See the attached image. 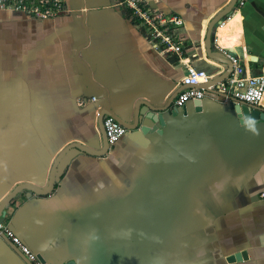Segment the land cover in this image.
<instances>
[{
  "label": "crops",
  "instance_id": "crops-1",
  "mask_svg": "<svg viewBox=\"0 0 264 264\" xmlns=\"http://www.w3.org/2000/svg\"><path fill=\"white\" fill-rule=\"evenodd\" d=\"M63 1L49 18L0 8V203L23 181L45 187L67 145L102 150L106 103L128 124L142 101L171 106L102 156L69 149L54 191L18 193L1 229L62 262L264 264V120L243 123L222 92L174 107L188 65L213 79L227 70L208 55L206 33L231 0H144L183 19L182 58L162 51L119 0ZM214 35V53L264 73V0H240ZM240 252L247 257L229 261ZM0 264L34 262L0 235Z\"/></svg>",
  "mask_w": 264,
  "mask_h": 264
},
{
  "label": "built area",
  "instance_id": "built-area-1",
  "mask_svg": "<svg viewBox=\"0 0 264 264\" xmlns=\"http://www.w3.org/2000/svg\"><path fill=\"white\" fill-rule=\"evenodd\" d=\"M118 3L134 10L135 15L146 27L156 45L166 53H176L180 58L183 56V42L175 32L177 26L183 24V19L177 15H165L162 11L154 9L144 0H119ZM63 0H0V8H9L27 13L36 18H49L58 15L64 10ZM233 62V70L230 75L218 84V90L227 93L230 98L243 101L252 105H259L264 99V73L248 74L245 72L241 59L230 54ZM212 74L196 65H188L180 85L183 87L174 100V107H184L190 99L205 98L207 92L201 85L210 83ZM210 88H215L210 86ZM93 97L91 101L95 102ZM104 127L109 143L114 144L129 130L110 115L104 117ZM264 199V192L260 195ZM0 227L3 225L0 223ZM4 232L11 238L26 257L34 264H50L40 259L30 247L17 236L10 228L5 227Z\"/></svg>",
  "mask_w": 264,
  "mask_h": 264
},
{
  "label": "water",
  "instance_id": "water-1",
  "mask_svg": "<svg viewBox=\"0 0 264 264\" xmlns=\"http://www.w3.org/2000/svg\"><path fill=\"white\" fill-rule=\"evenodd\" d=\"M239 3H240V0H231V2L228 5H226V7L224 9H222L219 13H217L213 17V19L210 21V23L208 25V29H207V33H206L207 53L210 57H212L218 61H221L223 63H226L228 65L227 70L221 76L216 77L215 79H212L210 81V83H206V84L201 85V87L205 88L207 95H210V96L217 97L220 95L221 92L218 90V84L220 82L224 81L233 70V63H232L231 59L222 57V56L217 55L216 53L213 52L212 44L215 40L214 30L216 27H218L220 25V23H222V21H224L226 19V17L230 16L233 13V11L238 7ZM232 55H234V54H232ZM210 86H214L215 88H210ZM231 99H232V103H230V104L240 114V117H241V120L243 123L251 124L258 119L264 120V107H261L258 105H252V104H249V103H246L243 101H238V100H235L234 98H231ZM171 102L172 101H170L165 106H156V105H154L148 101H142L135 108L134 120H133V123H130V124H128L127 121H125L118 113L111 110L109 107V104L106 103L105 109L99 113V119H98L99 127H100L101 134H102L103 149L100 151H96L89 146H86V145H83V144L77 143V142L71 143V144L67 145L66 147H64L52 162V165L49 169V176L47 179L48 183L45 187H43L44 186L43 184L45 181H42V182L39 181L36 183L30 182V181H23L22 183H19L18 185H16V187H14V189H12L6 195V197H4V199L0 203V223L2 222L3 216L6 213V206L21 191L26 190L29 195L33 192L40 194V195H47V194L51 193L52 191H54V189L56 187L58 165H59L62 157L65 155V153L69 149L77 147L86 153H89L92 155H97V156H102L105 153H107V151L109 150L110 144H109V140H108V137L106 135V130L104 127V117L106 115L112 116L113 118H115L118 122L123 124L128 129H136L142 123V121L145 118L153 119L156 122L162 121L163 114H161V113H163V111H166L170 108ZM184 107H179L177 109V111L184 110ZM175 111L176 110H174V111L172 110L171 113L174 114ZM158 112H161V113L158 114ZM146 131H147V127H141V132L146 133ZM138 135H140L139 132L137 133V136ZM0 235H1V237H3L8 242L13 243L11 238L6 236V233L1 229V227H0ZM13 244L16 247H18L15 243H13ZM243 257L244 258L247 257L246 252H240V253H236V254L230 256L229 261L241 260ZM41 259L48 261L50 264H78V261L75 258L68 259L67 261L62 262L59 259L53 258L51 254L46 255V257H41Z\"/></svg>",
  "mask_w": 264,
  "mask_h": 264
},
{
  "label": "trees",
  "instance_id": "trees-1",
  "mask_svg": "<svg viewBox=\"0 0 264 264\" xmlns=\"http://www.w3.org/2000/svg\"><path fill=\"white\" fill-rule=\"evenodd\" d=\"M124 7L125 13L128 17H130L135 22H141L140 19L135 15L134 10L131 7L127 5H125Z\"/></svg>",
  "mask_w": 264,
  "mask_h": 264
}]
</instances>
